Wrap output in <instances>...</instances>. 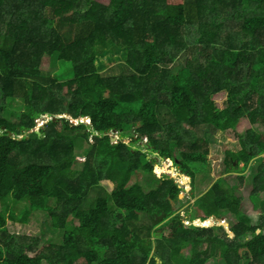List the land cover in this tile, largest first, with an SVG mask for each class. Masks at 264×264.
Segmentation results:
<instances>
[{"label": "trees", "instance_id": "trees-1", "mask_svg": "<svg viewBox=\"0 0 264 264\" xmlns=\"http://www.w3.org/2000/svg\"><path fill=\"white\" fill-rule=\"evenodd\" d=\"M244 119L264 130V0H0V264H242L241 249L264 264V213L251 227L232 185L264 194V133L181 215L215 136ZM225 212L231 241L197 223ZM36 214L63 244L31 256L7 223Z\"/></svg>", "mask_w": 264, "mask_h": 264}, {"label": "rangeland", "instance_id": "rangeland-1", "mask_svg": "<svg viewBox=\"0 0 264 264\" xmlns=\"http://www.w3.org/2000/svg\"><path fill=\"white\" fill-rule=\"evenodd\" d=\"M103 61L104 68L101 71V73H109L111 75H118L123 72V67L126 64L125 59H118L116 61L110 62L107 57H103L101 59ZM48 61V58L46 57L45 63L41 66L42 69L45 71H51L53 73V78L56 81H63L68 77L67 72H63L64 66L59 67V70L56 69H50V66L46 63ZM124 73V72H123ZM244 76V75H243ZM47 118V117H46ZM256 129L259 133H264V130L260 129L259 127H253L247 119H244L237 125L235 129H231L225 132H219L215 136L216 142L210 147V154L208 156V166L207 171L203 172L198 175L196 182H195V188H194V199L190 195L189 192H182L180 195V200H185L186 198L191 200L190 204L192 207L190 209L195 208L196 205L194 204L196 199L204 194L208 188L212 185V183L215 182L220 177H225V171L223 169V159L225 155V151L227 150H235V152H238L241 148L238 144L239 137L244 135L245 132L249 129ZM156 158V157H155ZM76 161L74 168L79 169L82 167V162ZM160 163V162H159ZM167 163L161 162L160 169L163 170V165H166ZM242 167V165H241ZM177 175H179V170H173ZM246 175V174H245ZM148 177V174L143 173L141 171L135 172L129 182L128 186L138 182L141 183L144 182ZM233 186H237V194L238 197L242 200L240 205V216L244 217L248 223L251 225V227H257L261 215L264 213V194L254 193L251 188V183L248 180H244V183L239 185V182L232 181ZM98 191L92 190L90 198L97 197ZM19 207H22L23 204H19ZM184 208L182 209L181 215L185 220L192 219L195 217V209L189 212V214L186 213L187 202L184 203ZM5 207L4 205L0 204V211L4 212ZM235 217L232 214H229V212H225L221 218H218L217 220L225 221L226 224L221 225L223 222H217L210 221V219L203 220L202 222H199L197 220V223L200 227H203V231H207L208 229H211L214 231L215 234L222 235V229L219 227L222 226L224 228V232L227 233V239L228 241H231L234 239V235L231 232V229L238 225L240 223L241 217ZM204 216H201L203 218ZM39 219V221L34 222L32 224H24L21 225L18 222L14 221H8L7 228L11 234H16L21 237L25 245H29L31 248L27 251L30 253L31 256H35L36 254L40 252H47L49 250V247L51 245L54 246H61L63 244V232L53 231L50 226L51 221L49 218L42 217L41 214H36L33 216V219ZM144 221H147L144 220ZM32 222V218L30 219V223ZM71 225V224H70ZM72 226V225H71ZM227 226V227H226ZM259 233V231L257 232ZM206 235V233H204ZM100 246H103L105 249H108L110 246L109 241H102L100 243ZM188 250H190V245L186 248V253H188ZM239 255L241 257V260L243 261L242 264H247L250 255L247 252V249H241L239 251ZM101 260V259H100ZM43 264H48L47 262H44ZM97 264V263H94ZM206 264H226L223 260L218 258H211L207 261Z\"/></svg>", "mask_w": 264, "mask_h": 264}, {"label": "clouds", "instance_id": "clouds-1", "mask_svg": "<svg viewBox=\"0 0 264 264\" xmlns=\"http://www.w3.org/2000/svg\"><path fill=\"white\" fill-rule=\"evenodd\" d=\"M47 117V116H46ZM47 119H49L48 117H47ZM211 218H213V217H211ZM208 219H210V218H208ZM225 222V221H224ZM157 259V258H156Z\"/></svg>", "mask_w": 264, "mask_h": 264}, {"label": "water", "instance_id": "water-1", "mask_svg": "<svg viewBox=\"0 0 264 264\" xmlns=\"http://www.w3.org/2000/svg\"><path fill=\"white\" fill-rule=\"evenodd\" d=\"M223 223L221 224V225H223V224H226V223H224V221H222Z\"/></svg>", "mask_w": 264, "mask_h": 264}]
</instances>
